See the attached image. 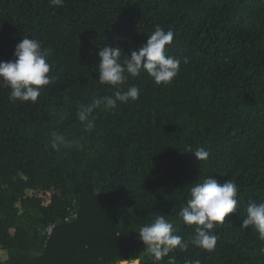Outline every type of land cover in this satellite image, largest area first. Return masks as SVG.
<instances>
[{
	"label": "trees",
	"instance_id": "obj_1",
	"mask_svg": "<svg viewBox=\"0 0 264 264\" xmlns=\"http://www.w3.org/2000/svg\"><path fill=\"white\" fill-rule=\"evenodd\" d=\"M157 26L174 33L178 76L130 78L139 99L94 109L88 130L79 106L114 91L98 81V52L130 56ZM24 37L52 50L55 81L35 104L0 87V264H264V240L243 227L248 205L264 202V0H0V61ZM53 132L72 146L54 149ZM208 176L238 187L215 248L155 261L139 228L165 215L192 236L179 213Z\"/></svg>",
	"mask_w": 264,
	"mask_h": 264
},
{
	"label": "clouds",
	"instance_id": "obj_2",
	"mask_svg": "<svg viewBox=\"0 0 264 264\" xmlns=\"http://www.w3.org/2000/svg\"><path fill=\"white\" fill-rule=\"evenodd\" d=\"M52 6H62L64 0H49ZM174 39L171 30L165 31L157 26L148 36L147 43L138 51L122 59V49L105 46L98 52L101 58L98 65L99 83L110 86L114 91L95 99L91 105H80L77 111L79 121L88 130L94 128L90 119L94 109L114 110L118 103H127L129 99L138 100L140 89L136 85H128V81L147 73L156 85H168L178 76L181 60L167 55V46ZM52 54L50 48L44 47L38 39L24 37L15 47L12 61H0V87L9 88V99L12 102H31L35 104L44 90L55 81L50 75L51 65L48 62ZM187 63V58H184ZM127 87L125 88V86ZM52 147H71V142L53 132ZM78 147L82 145L77 144ZM185 152H192L201 161L209 157L203 147L193 150L189 147ZM238 187L228 180L221 184L217 179L208 176L202 182H195L189 190V199L180 210V217L186 225L195 226L194 234L184 238L176 234L172 222L165 215H157L151 223L143 225L138 232L146 250L154 256L155 261L162 260L176 248L187 250L190 245L211 251L217 243V235L213 230L216 225L223 224L226 217L237 211ZM247 215L243 227L253 226L264 240V202H252L247 207ZM168 264H175L174 257H169Z\"/></svg>",
	"mask_w": 264,
	"mask_h": 264
},
{
	"label": "built area",
	"instance_id": "obj_3",
	"mask_svg": "<svg viewBox=\"0 0 264 264\" xmlns=\"http://www.w3.org/2000/svg\"><path fill=\"white\" fill-rule=\"evenodd\" d=\"M53 227L54 226L48 227L46 230V233L51 234Z\"/></svg>",
	"mask_w": 264,
	"mask_h": 264
},
{
	"label": "rangeland",
	"instance_id": "obj_4",
	"mask_svg": "<svg viewBox=\"0 0 264 264\" xmlns=\"http://www.w3.org/2000/svg\"><path fill=\"white\" fill-rule=\"evenodd\" d=\"M142 256L144 257V255H143V254H142ZM142 256H141V258H142ZM141 258H140V259H141ZM139 263H140V260L138 261V264H139Z\"/></svg>",
	"mask_w": 264,
	"mask_h": 264
}]
</instances>
